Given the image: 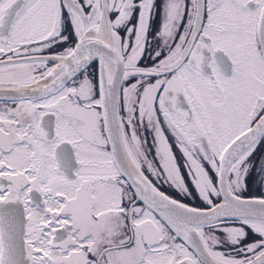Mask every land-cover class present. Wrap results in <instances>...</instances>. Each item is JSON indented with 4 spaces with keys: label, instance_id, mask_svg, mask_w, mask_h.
I'll return each mask as SVG.
<instances>
[{
    "label": "snow or ice",
    "instance_id": "obj_1",
    "mask_svg": "<svg viewBox=\"0 0 264 264\" xmlns=\"http://www.w3.org/2000/svg\"><path fill=\"white\" fill-rule=\"evenodd\" d=\"M0 264H264V0H0Z\"/></svg>",
    "mask_w": 264,
    "mask_h": 264
}]
</instances>
